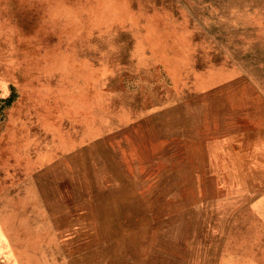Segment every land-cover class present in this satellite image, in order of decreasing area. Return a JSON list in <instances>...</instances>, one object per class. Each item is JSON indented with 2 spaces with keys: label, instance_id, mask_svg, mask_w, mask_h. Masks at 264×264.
<instances>
[{
  "label": "rangeland",
  "instance_id": "1",
  "mask_svg": "<svg viewBox=\"0 0 264 264\" xmlns=\"http://www.w3.org/2000/svg\"><path fill=\"white\" fill-rule=\"evenodd\" d=\"M0 79V264H264V0H0Z\"/></svg>",
  "mask_w": 264,
  "mask_h": 264
},
{
  "label": "clouds",
  "instance_id": "2",
  "mask_svg": "<svg viewBox=\"0 0 264 264\" xmlns=\"http://www.w3.org/2000/svg\"><path fill=\"white\" fill-rule=\"evenodd\" d=\"M49 19L53 22H60V23H70V22H76L75 18H69L66 16L61 15L59 12L53 10L52 14L50 15ZM0 88H3V94L0 95V98H7V95H9L7 91V85L6 82L2 79H0Z\"/></svg>",
  "mask_w": 264,
  "mask_h": 264
}]
</instances>
